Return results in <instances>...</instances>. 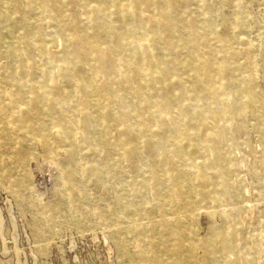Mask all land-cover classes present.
Listing matches in <instances>:
<instances>
[{"label": "bare ground", "instance_id": "bare-ground-1", "mask_svg": "<svg viewBox=\"0 0 264 264\" xmlns=\"http://www.w3.org/2000/svg\"><path fill=\"white\" fill-rule=\"evenodd\" d=\"M212 1L0 0V187L20 210L44 160L57 202L96 219L127 264H264V94L251 44L234 46L239 0L223 33ZM249 117L255 229L236 155ZM34 206L43 251L56 208ZM201 213L219 219L203 239Z\"/></svg>", "mask_w": 264, "mask_h": 264}, {"label": "rangeland", "instance_id": "rangeland-1", "mask_svg": "<svg viewBox=\"0 0 264 264\" xmlns=\"http://www.w3.org/2000/svg\"><path fill=\"white\" fill-rule=\"evenodd\" d=\"M212 2L213 6L219 9L213 24L218 33H223L225 31L223 22L233 17V10L226 0ZM239 2L244 11L245 29L242 32L234 31L239 36L234 46L238 50L244 49L241 39L251 44V55L256 63V87L264 94V0ZM247 126L249 134L239 138L236 155L237 159L243 162L239 177L242 180L241 188L246 191L245 202L251 209L246 222L255 229L262 205L256 198L257 184L251 181L247 168L253 166L261 147L253 118H248ZM27 170L29 182L23 190L28 205L25 209L20 210L8 190L0 187V264H127L118 259L106 230L95 227L96 219H88L87 216L79 215L74 209L70 210L63 203L57 202L55 198L57 174L48 161L31 163ZM91 190L95 188L91 187ZM97 200L99 199L97 198L95 202ZM34 203L50 209L56 208L52 211L53 214H57L56 227L43 228V236L46 238L43 251L39 250L40 247L33 238L31 225L33 219L37 217ZM81 223L84 225L83 228ZM212 224L219 225V219L215 218L210 222L207 216L201 213L192 224V229L199 239H203Z\"/></svg>", "mask_w": 264, "mask_h": 264}]
</instances>
